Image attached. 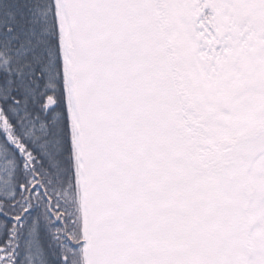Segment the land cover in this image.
<instances>
[{"label":"snow or ice","instance_id":"obj_1","mask_svg":"<svg viewBox=\"0 0 264 264\" xmlns=\"http://www.w3.org/2000/svg\"><path fill=\"white\" fill-rule=\"evenodd\" d=\"M0 264H264V0H0Z\"/></svg>","mask_w":264,"mask_h":264}]
</instances>
